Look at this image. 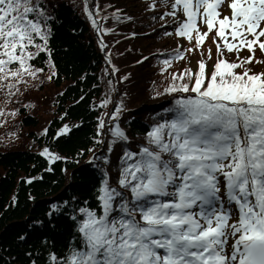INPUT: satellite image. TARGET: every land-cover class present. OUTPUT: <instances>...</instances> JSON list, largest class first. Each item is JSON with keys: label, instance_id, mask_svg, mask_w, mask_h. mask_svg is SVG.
Instances as JSON below:
<instances>
[{"label": "snow or ice", "instance_id": "1", "mask_svg": "<svg viewBox=\"0 0 264 264\" xmlns=\"http://www.w3.org/2000/svg\"><path fill=\"white\" fill-rule=\"evenodd\" d=\"M223 3L174 0L171 7L182 5L186 15L183 21L177 18L176 34L191 41L195 32L196 45L202 44L208 32H201L199 17L208 31L216 29L214 42L219 37L228 52L247 48L250 55L229 62L216 43L218 58L210 73L200 60L197 72L173 74L165 89L177 94L165 109L172 118L151 125L138 152L123 150L116 184L107 168L101 169L96 199L102 211L80 207L84 218L78 219L73 208L72 241L64 255L49 253V264H264V72L245 67L257 48L264 54V0H230L231 17H221ZM46 9L42 0H0V81L7 82L0 87L9 96L13 88L19 91L16 84L26 83L25 74L43 71L30 60L41 51L51 55L49 21L54 18ZM169 14L176 17V11ZM31 46L37 51H29ZM181 58L183 53L174 50L163 63L170 66L171 59ZM185 76L187 82L176 83ZM120 111L117 107L112 118ZM68 131L64 125L57 135ZM108 132L113 137L108 153L115 144L130 142L118 123ZM42 155L60 158L47 148ZM100 159L111 162L109 155ZM52 209L61 210L55 204Z\"/></svg>", "mask_w": 264, "mask_h": 264}, {"label": "trees", "instance_id": "2", "mask_svg": "<svg viewBox=\"0 0 264 264\" xmlns=\"http://www.w3.org/2000/svg\"><path fill=\"white\" fill-rule=\"evenodd\" d=\"M112 2L120 13L113 19L108 56L92 23V0H42L54 18L49 21L51 55L41 51L29 61L43 71L25 74L26 83L16 84L19 91L13 88L9 96L0 87V264H49V253L64 255L75 232L72 209L78 219L84 218L80 207L102 211L96 199L101 169L106 167L116 184L123 150L138 152L151 125L172 118L165 109L177 94L165 89L173 74L191 68L185 56L171 59L170 66L163 63L175 46L165 34L169 30L162 25L158 0ZM29 51L37 50L31 46ZM110 56L118 66L115 74ZM117 107L121 111L114 119ZM117 123L130 142H119L108 153L113 139L108 129ZM64 125L69 131L57 135ZM45 148L60 158L42 155ZM103 155L110 156L108 165Z\"/></svg>", "mask_w": 264, "mask_h": 264}, {"label": "rangeland", "instance_id": "3", "mask_svg": "<svg viewBox=\"0 0 264 264\" xmlns=\"http://www.w3.org/2000/svg\"><path fill=\"white\" fill-rule=\"evenodd\" d=\"M264 67V66H263Z\"/></svg>", "mask_w": 264, "mask_h": 264}]
</instances>
